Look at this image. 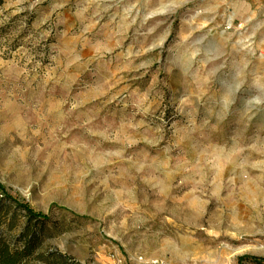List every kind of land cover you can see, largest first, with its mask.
<instances>
[{
    "label": "rangeland",
    "instance_id": "1",
    "mask_svg": "<svg viewBox=\"0 0 264 264\" xmlns=\"http://www.w3.org/2000/svg\"><path fill=\"white\" fill-rule=\"evenodd\" d=\"M5 196L47 217L26 264H264V0H2L21 247Z\"/></svg>",
    "mask_w": 264,
    "mask_h": 264
},
{
    "label": "trees",
    "instance_id": "2",
    "mask_svg": "<svg viewBox=\"0 0 264 264\" xmlns=\"http://www.w3.org/2000/svg\"><path fill=\"white\" fill-rule=\"evenodd\" d=\"M2 0H0V4ZM9 199L12 204L10 209H12L11 218L16 219L17 214L20 211H24L25 222L22 232L18 236V240L22 242L21 247H11L2 237L4 232L0 231V264H26L29 259L36 253L38 247L41 244V230L40 225L44 224L47 220L45 215L35 213L30 210L27 206L21 204L12 198L5 196ZM6 205H0V211L7 208ZM38 260L46 261L49 264H69L64 257H58L56 260L49 261V259L43 254L36 256Z\"/></svg>",
    "mask_w": 264,
    "mask_h": 264
}]
</instances>
